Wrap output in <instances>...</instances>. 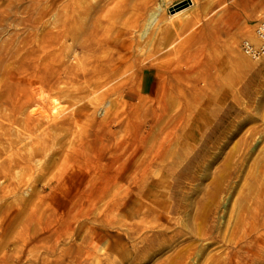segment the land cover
<instances>
[{
  "label": "rangeland",
  "instance_id": "obj_1",
  "mask_svg": "<svg viewBox=\"0 0 264 264\" xmlns=\"http://www.w3.org/2000/svg\"><path fill=\"white\" fill-rule=\"evenodd\" d=\"M109 1L86 0L87 12L80 14L75 30L72 0H0L2 53L10 54L19 45L37 48L35 61L63 75L74 56L83 54L76 38L100 23L101 9ZM111 4L101 21L108 24L112 39L120 41L125 34L134 42L137 63L136 71L123 72L98 91L107 92L97 115L104 117L106 136L119 146L117 164L125 168L116 193L97 207L107 216L92 212L85 217V208L75 204L60 209L70 211L69 219L56 220L50 202L54 198L43 195L45 177L40 172L53 165L55 149L67 137L66 130L59 131L32 156L22 149L32 173L18 167L0 177V264H207V256L222 248L224 231L252 195L244 189L245 179L264 165V52L247 54L239 42H260L255 25L264 10L262 0L251 5L244 0ZM137 5L144 12L131 27ZM93 54L103 56L102 51ZM119 83L124 84L110 90ZM59 86L64 88L63 83ZM69 88L77 93V85ZM168 88L173 95H165ZM66 99L58 92L34 107L61 114L67 111H62ZM180 113L182 122L173 125ZM6 125L0 122V147L2 129L8 134L22 130L16 123ZM112 151L110 147L107 154L112 156ZM20 180L28 190L10 191ZM119 197L118 212H109ZM57 225L75 231L57 242L39 239L47 226ZM208 227L214 240L205 253L182 260L180 251L187 243L197 248L206 243L201 236ZM52 245L55 251L49 250Z\"/></svg>",
  "mask_w": 264,
  "mask_h": 264
},
{
  "label": "bare ground",
  "instance_id": "obj_2",
  "mask_svg": "<svg viewBox=\"0 0 264 264\" xmlns=\"http://www.w3.org/2000/svg\"><path fill=\"white\" fill-rule=\"evenodd\" d=\"M117 1L119 0H110L101 9V15L98 17L100 23H94L91 28L83 29L85 30L83 37L76 38V48L84 49L83 54L74 56L75 61L63 75L51 71L48 65L35 61V58H38L37 48L26 49L19 45L14 52L6 54L2 53L4 48L0 46V122L7 124L6 126L16 123L22 127V130L14 134H8L2 129L5 140L1 143L0 156L7 154L13 146H18L0 161V177L8 176L18 167H23L26 174L32 173L33 165L28 159L26 161L23 158L22 149H27L29 156H32L33 150L35 151L37 147L41 150L52 135L66 130V139L55 149L56 151L54 150L55 162L40 172V175L45 177L43 195L54 198L53 201L46 199L44 203L52 202L56 211V220L61 223L69 219L70 211L64 213L60 209L75 204L85 208V217H89L93 212L105 219L107 214L100 213L102 210L97 207H101V203L106 204L107 197L116 193L117 178L125 173L123 165L117 164L119 157L121 158L116 152L119 146L117 143H110L106 136L105 119L97 115V110L102 107L107 92L98 91L123 72L136 71L134 68L137 61L132 58L134 42L128 36H124L125 34L120 41L112 39L106 32L108 24L101 21L114 6L111 3ZM254 1L244 0L247 5H251ZM85 4L86 0H72V24L75 30L80 28V14L83 10L87 12ZM215 7L219 8L218 5ZM143 12L144 7L137 5L131 27L137 25L138 17ZM255 33L260 39L258 44L252 45L247 39L239 42L244 51L253 56L264 52V36L257 32V25H255ZM51 36L50 38H53L54 35ZM96 51L100 53L102 51L103 56L93 54ZM159 74L161 75V72ZM59 83H63L64 88L59 86ZM123 84H116L110 90ZM72 85L78 86L76 94L69 88ZM58 92L67 96L66 107L62 110L67 111L64 113H46L34 107L47 102L49 96ZM173 94L172 88H168L165 92L166 96ZM182 117V113L175 115L173 125H179L183 120ZM23 140L25 141L22 142ZM110 147L114 150L111 152L112 156L107 154ZM158 154L159 151L156 150L155 155ZM223 174L224 171H221L217 178L219 189ZM245 180L244 189L252 195L248 201L244 200L241 209L234 215L228 231H224L226 235L220 239L223 241L222 248L207 256L205 260L207 264H264V165H261L258 173L249 175ZM17 185L10 191H14L16 187L19 190H28L23 180ZM31 191L39 192L35 189ZM236 203H234L235 207ZM120 204L119 197L112 202L109 212L116 214L117 206ZM234 211L233 207L232 212ZM1 221L5 222L4 217ZM62 226H47L39 239L42 242H48L50 239L57 242L68 233L72 234L75 231L71 226L68 227L69 229ZM221 228L219 226L220 230ZM69 230L71 232H68ZM210 235H212L211 227L202 230L201 238L206 240V243L199 248L193 246L192 242L187 243L180 251L182 260L192 253L197 258L205 253L214 240V236ZM49 250L55 251L56 246L52 245Z\"/></svg>",
  "mask_w": 264,
  "mask_h": 264
},
{
  "label": "built area",
  "instance_id": "obj_3",
  "mask_svg": "<svg viewBox=\"0 0 264 264\" xmlns=\"http://www.w3.org/2000/svg\"><path fill=\"white\" fill-rule=\"evenodd\" d=\"M264 3V0H262ZM257 32L260 34H263L264 36V13L262 14L261 18L257 22Z\"/></svg>",
  "mask_w": 264,
  "mask_h": 264
}]
</instances>
